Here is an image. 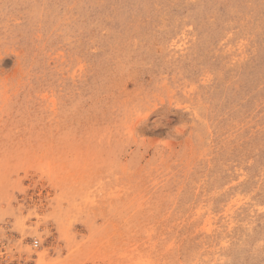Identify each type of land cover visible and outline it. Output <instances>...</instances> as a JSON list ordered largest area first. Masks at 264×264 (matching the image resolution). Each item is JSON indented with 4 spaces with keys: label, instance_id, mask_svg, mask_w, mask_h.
Returning <instances> with one entry per match:
<instances>
[{
    "label": "rangeland",
    "instance_id": "obj_1",
    "mask_svg": "<svg viewBox=\"0 0 264 264\" xmlns=\"http://www.w3.org/2000/svg\"><path fill=\"white\" fill-rule=\"evenodd\" d=\"M0 263L264 264V0H0Z\"/></svg>",
    "mask_w": 264,
    "mask_h": 264
},
{
    "label": "built area",
    "instance_id": "obj_2",
    "mask_svg": "<svg viewBox=\"0 0 264 264\" xmlns=\"http://www.w3.org/2000/svg\"><path fill=\"white\" fill-rule=\"evenodd\" d=\"M34 245H37V242H35V244ZM1 264V263H0Z\"/></svg>",
    "mask_w": 264,
    "mask_h": 264
}]
</instances>
